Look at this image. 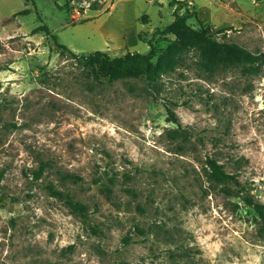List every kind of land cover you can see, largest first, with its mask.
<instances>
[{"label":"rangeland","instance_id":"rangeland-1","mask_svg":"<svg viewBox=\"0 0 264 264\" xmlns=\"http://www.w3.org/2000/svg\"><path fill=\"white\" fill-rule=\"evenodd\" d=\"M118 1L0 0V264H264V219L245 202L264 205V0H134L142 41L107 49L88 17ZM176 8L210 40L195 18L187 48L158 36L151 80H98L58 46L147 53ZM229 43L257 61L224 62Z\"/></svg>","mask_w":264,"mask_h":264},{"label":"trees","instance_id":"trees-1","mask_svg":"<svg viewBox=\"0 0 264 264\" xmlns=\"http://www.w3.org/2000/svg\"><path fill=\"white\" fill-rule=\"evenodd\" d=\"M180 1L173 0L170 2V6H176ZM102 6L97 4L92 5L93 10H99ZM178 8L175 9L174 20L164 27L163 29L157 28L151 38L147 41L149 46V51L147 53L140 52H127L126 54L119 57H110L106 52L96 51L89 55H78L71 51L68 47L58 44L62 49V54L67 53L71 58L76 59L81 62L84 68L93 69L95 71V78L101 79L107 78L109 82H115L119 80L128 79H145L151 80L154 77L161 74L159 70L160 60H161V50L157 46V37L161 35H172L176 39L171 43L177 44L180 48H187L189 46L186 43L185 37L189 29V21L195 18L201 25V35L207 40L210 38L207 36L209 32V27H205L204 21L199 17L197 12H189L186 14H181L177 12ZM107 11H109L107 9ZM29 10H23L15 15L28 14ZM140 22L144 25L149 23L148 15L144 14L140 18ZM39 31H44L47 35L51 34L49 28L45 25L39 26L34 30V33ZM141 40V35H139ZM142 41V40H141ZM220 57L224 62L230 63L233 59H245L250 63L257 61L256 56H254L247 49L237 45V44H226L223 49L220 50ZM170 121L177 123L174 113L170 108H167ZM206 164L210 169V177L214 182L227 185L229 183L230 175L224 170L223 166L219 164L213 158H207ZM44 166L40 167L38 171L35 172L36 179L41 177L43 173ZM63 179H78L73 175H65ZM49 188L55 195L64 197L66 203L72 208L73 211L77 213L84 214L86 208L85 206L76 200L70 193H64L63 191L56 190L53 185L50 184ZM230 192V190H228ZM245 202L251 206L258 214L261 219H264V205L254 201L252 198L247 197Z\"/></svg>","mask_w":264,"mask_h":264},{"label":"crops","instance_id":"crops-1","mask_svg":"<svg viewBox=\"0 0 264 264\" xmlns=\"http://www.w3.org/2000/svg\"><path fill=\"white\" fill-rule=\"evenodd\" d=\"M137 17V6L134 0H119L107 16L95 14L88 18L98 22L100 35L109 49L121 43H127L130 48L139 45Z\"/></svg>","mask_w":264,"mask_h":264}]
</instances>
